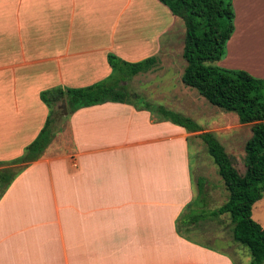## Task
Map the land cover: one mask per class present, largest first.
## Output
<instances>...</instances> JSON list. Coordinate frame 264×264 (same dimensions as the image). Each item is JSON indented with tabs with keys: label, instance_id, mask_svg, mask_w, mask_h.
I'll return each mask as SVG.
<instances>
[{
	"label": "crops",
	"instance_id": "crops-1",
	"mask_svg": "<svg viewBox=\"0 0 264 264\" xmlns=\"http://www.w3.org/2000/svg\"><path fill=\"white\" fill-rule=\"evenodd\" d=\"M116 4L0 0V160L18 156L41 126L47 109L38 92L100 79L109 50L130 61L153 55L137 73L168 84L172 14L160 8L168 23L111 45L116 26L100 17ZM231 6L232 31L216 64L264 78V0ZM232 121L234 129L245 124ZM65 124L66 139L51 138L0 195V264H236L221 240L216 248L188 235L192 226H176L196 195L188 153L191 140L196 168L195 132L119 101L78 107ZM250 216L264 227V190Z\"/></svg>",
	"mask_w": 264,
	"mask_h": 264
},
{
	"label": "trees",
	"instance_id": "trees-1",
	"mask_svg": "<svg viewBox=\"0 0 264 264\" xmlns=\"http://www.w3.org/2000/svg\"><path fill=\"white\" fill-rule=\"evenodd\" d=\"M178 17L183 25L180 57L183 65L180 81L194 88L210 104L232 111L239 123H249V135L243 142V171L232 165L229 155L213 134L202 129L190 117L162 105L142 102V107L157 111L158 119L193 131L215 165L226 196L216 207L206 208L201 201L203 179L197 176L196 196L177 220L181 228L193 226L203 219L226 213L231 238L246 247L250 254L247 264L264 260V227L250 216L252 203L264 190V78L242 68L216 64L224 54L225 41L232 31L231 0H158ZM109 72L102 79L79 86L52 85L38 92L46 106L43 122L34 137L15 157L0 160V195L13 177L31 160L36 159L60 130L56 120L68 116L78 107L103 101L134 103L123 81L137 72L148 70L155 62L153 55L125 60L111 51L105 53ZM65 112L62 113L60 105ZM135 106V104H134ZM200 195V196H199Z\"/></svg>",
	"mask_w": 264,
	"mask_h": 264
},
{
	"label": "rangeland",
	"instance_id": "rangeland-1",
	"mask_svg": "<svg viewBox=\"0 0 264 264\" xmlns=\"http://www.w3.org/2000/svg\"><path fill=\"white\" fill-rule=\"evenodd\" d=\"M121 1L124 0H117L116 10H112L110 14L107 13L108 16L101 12L100 20L102 22H109L111 25L116 26L115 35L109 42L111 45H122V42L129 36L150 35V33H154L155 30L168 23L170 19L167 14L163 13V9H160L165 8L167 10L159 1L154 3L151 0H127L129 2L127 10H125L126 8L122 9ZM168 14L170 15V13ZM172 18L175 22L171 38L170 57L172 64L168 65L170 66L169 73L162 80L168 84L160 87L159 84L156 85L157 81L155 78L146 73H137L135 76H130L123 81V84L134 94L131 96L134 103L142 104V102H148L151 105H162L164 108L187 115L202 129L230 125L234 122L232 121L234 117H236L234 112L226 111L210 104L194 88L186 86L180 81L179 75L184 63L180 57L183 25L181 20L175 15H172ZM109 51L113 52L112 50ZM221 112L226 113L223 114ZM152 114L158 118L157 111L153 110ZM67 117L62 116L56 120L55 125L59 126L60 130L53 134L54 142L57 141L59 143V141L66 139L65 135L63 137L60 135L61 131L66 129L65 121ZM248 126L249 123H245L241 124L237 129L228 126L227 128L211 132L219 142L223 143L232 165L239 173L244 168L242 145L246 138L245 136L250 133ZM232 131L236 133L226 137ZM223 137L224 139H221ZM66 144L69 145V142H64V145ZM188 153L193 184H195L194 177L200 176L203 179L201 197L203 196L204 205L207 208L216 207L225 198L226 190L223 188L214 163L205 152V147L199 138L196 140V168H194L195 150L191 140L188 142ZM176 226H180L179 220L176 221ZM190 229L187 232L188 235L213 247L220 248L222 244L216 240H221L224 244V250L232 256L236 264H247L249 262L250 254L246 247L231 239L230 222L226 213L219 214L213 219H203ZM261 264H264V260Z\"/></svg>",
	"mask_w": 264,
	"mask_h": 264
},
{
	"label": "water",
	"instance_id": "water-1",
	"mask_svg": "<svg viewBox=\"0 0 264 264\" xmlns=\"http://www.w3.org/2000/svg\"><path fill=\"white\" fill-rule=\"evenodd\" d=\"M61 107H62V113H64L65 112V109L63 107V104H61Z\"/></svg>",
	"mask_w": 264,
	"mask_h": 264
}]
</instances>
